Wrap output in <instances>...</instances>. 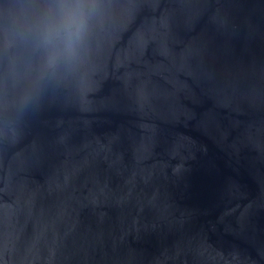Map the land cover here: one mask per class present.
<instances>
[{"label": "water", "instance_id": "95a60500", "mask_svg": "<svg viewBox=\"0 0 264 264\" xmlns=\"http://www.w3.org/2000/svg\"><path fill=\"white\" fill-rule=\"evenodd\" d=\"M0 264H264V0H0Z\"/></svg>", "mask_w": 264, "mask_h": 264}, {"label": "clouds", "instance_id": "9594fccd", "mask_svg": "<svg viewBox=\"0 0 264 264\" xmlns=\"http://www.w3.org/2000/svg\"><path fill=\"white\" fill-rule=\"evenodd\" d=\"M84 33V23L83 21L74 20L73 21V28L69 32L68 37L66 38L63 53L57 51H48V60L49 62H54L58 55L60 54H67L72 55L74 54L77 45L82 41ZM56 33L55 30L52 28H48L42 35L40 40L41 46L48 47L52 40L54 39Z\"/></svg>", "mask_w": 264, "mask_h": 264}]
</instances>
